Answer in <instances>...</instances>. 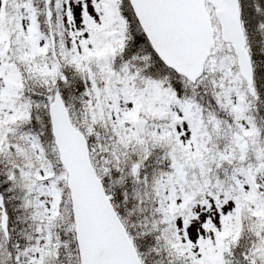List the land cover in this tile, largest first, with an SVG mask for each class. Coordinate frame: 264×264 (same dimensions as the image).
<instances>
[{
	"label": "snow or ice",
	"instance_id": "1",
	"mask_svg": "<svg viewBox=\"0 0 264 264\" xmlns=\"http://www.w3.org/2000/svg\"><path fill=\"white\" fill-rule=\"evenodd\" d=\"M0 264H264V0H0Z\"/></svg>",
	"mask_w": 264,
	"mask_h": 264
}]
</instances>
